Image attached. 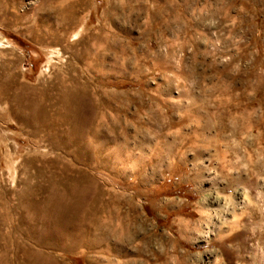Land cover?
Segmentation results:
<instances>
[{
    "label": "rangeland",
    "instance_id": "obj_1",
    "mask_svg": "<svg viewBox=\"0 0 264 264\" xmlns=\"http://www.w3.org/2000/svg\"><path fill=\"white\" fill-rule=\"evenodd\" d=\"M0 264H264V0H0Z\"/></svg>",
    "mask_w": 264,
    "mask_h": 264
},
{
    "label": "bare ground",
    "instance_id": "obj_2",
    "mask_svg": "<svg viewBox=\"0 0 264 264\" xmlns=\"http://www.w3.org/2000/svg\"><path fill=\"white\" fill-rule=\"evenodd\" d=\"M67 186H68V185H67ZM49 188H52V187H49ZM65 188H66V187H65ZM77 188H78V186H77ZM70 189H72V188H70ZM54 190H55V188H54ZM65 191H66V190H65ZM73 191H75V190H73ZM73 191H72V192H73ZM79 191H80V190H79ZM45 193H46V192H45ZM64 193H65V192H64ZM50 194H51V193H50ZM56 196H57V195H56ZM58 196H59V195H58ZM52 198H53V197H52ZM80 205H81V204H80ZM75 207H76V206H75ZM75 207H74V208H75ZM82 207H83V206H82ZM76 208H77V207H76ZM79 209H80V208H79ZM75 211H76V209H75ZM77 214H78V213H77ZM133 236H134V235H133ZM133 236H132V237H133ZM126 237H127V236H126ZM129 237H130V236H129ZM129 237H128V238H129ZM129 239H130V238H129Z\"/></svg>",
    "mask_w": 264,
    "mask_h": 264
}]
</instances>
